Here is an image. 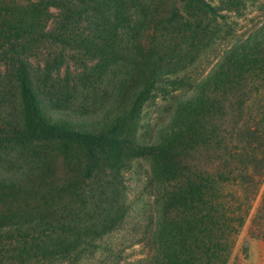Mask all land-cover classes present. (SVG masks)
I'll use <instances>...</instances> for the list:
<instances>
[{
    "label": "trees",
    "instance_id": "obj_1",
    "mask_svg": "<svg viewBox=\"0 0 264 264\" xmlns=\"http://www.w3.org/2000/svg\"><path fill=\"white\" fill-rule=\"evenodd\" d=\"M248 219L264 0H0V264H245Z\"/></svg>",
    "mask_w": 264,
    "mask_h": 264
},
{
    "label": "rangeland",
    "instance_id": "obj_2",
    "mask_svg": "<svg viewBox=\"0 0 264 264\" xmlns=\"http://www.w3.org/2000/svg\"><path fill=\"white\" fill-rule=\"evenodd\" d=\"M154 115H155V106L151 105L149 108L145 110V116L149 117V116H154ZM258 199L256 201V204L258 202ZM248 226H249V219L245 222L241 232L238 235V239H237L238 249L241 250L242 247L244 246L248 248V257L246 258L244 262L245 264H264V240L250 238L247 233ZM255 239L258 240L257 246L252 250L250 243L254 241ZM137 252H139L138 245H135L132 248L127 249L126 251L128 255H133Z\"/></svg>",
    "mask_w": 264,
    "mask_h": 264
},
{
    "label": "crops",
    "instance_id": "obj_3",
    "mask_svg": "<svg viewBox=\"0 0 264 264\" xmlns=\"http://www.w3.org/2000/svg\"><path fill=\"white\" fill-rule=\"evenodd\" d=\"M257 241L258 240H254V241H252L251 243H250V246H251V249L253 250L256 246H257Z\"/></svg>",
    "mask_w": 264,
    "mask_h": 264
}]
</instances>
